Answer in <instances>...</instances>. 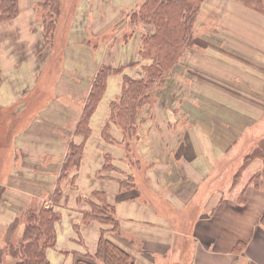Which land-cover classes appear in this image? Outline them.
<instances>
[{"label":"crops","instance_id":"crops-1","mask_svg":"<svg viewBox=\"0 0 264 264\" xmlns=\"http://www.w3.org/2000/svg\"><path fill=\"white\" fill-rule=\"evenodd\" d=\"M141 1L86 0L90 6L75 14L61 67L47 82V62L60 49L53 53L44 44L36 16L40 0H18L17 15L0 23V264L14 261L9 246L20 242L26 215L41 208L59 216L55 244L45 251L49 264L86 259L83 255L95 251L100 236L99 223L83 220L89 201H97L92 194L97 190L114 206L119 223L105 237L129 252L135 264H264L259 223L264 155L257 150L264 140L262 13L237 0L200 5L195 27L215 24V95L185 94L175 109L182 113L164 111L165 127L152 104L151 112L137 114L126 139L110 119V105L122 86L121 74H110L89 117L87 136L77 132L101 66L124 65L123 73L142 75V31L120 42L119 32L112 36L113 26L126 22ZM209 7L215 8L214 17H206ZM88 24L100 41L96 51L87 45ZM208 35L191 34L192 45L170 78L180 75L176 67L208 57L209 45L200 42ZM191 82L184 79L182 85L190 90ZM40 85L46 91L37 99L33 93ZM70 143L82 145L81 156L63 174ZM107 157L113 169L102 168ZM128 175L133 184L120 188L118 180Z\"/></svg>","mask_w":264,"mask_h":264},{"label":"trees","instance_id":"trees-1","mask_svg":"<svg viewBox=\"0 0 264 264\" xmlns=\"http://www.w3.org/2000/svg\"><path fill=\"white\" fill-rule=\"evenodd\" d=\"M203 0H143L139 6L130 12L131 24L138 20L148 26L141 34L139 58L143 60L142 73L139 78L123 73L124 65L112 67L101 66L93 80L88 93L77 132L87 136L89 117L95 109L105 89L107 77L110 74H121L122 86L119 97L110 105V119L115 123L124 137L128 139L134 129L138 108L149 99V90L156 81L162 79L175 66L184 49L191 41L190 26ZM245 7L264 15V0H237ZM18 13V0H0V23L12 20ZM62 13V0H40L36 16L41 24L44 44L51 46L57 21ZM138 62L130 63L134 66ZM82 145L69 144L67 159L63 164V174L70 166H77L81 156ZM257 150L264 153V140ZM262 153V155H264ZM135 157V155H134ZM264 158V156H262ZM128 158L131 159L130 154ZM110 170L108 157L102 167ZM120 188L133 184L132 175L119 179ZM97 201H89L90 210L83 214V220L96 221L101 226L100 236L94 252H86L79 259V264H135L133 256L105 237V232L116 231L119 227L114 206L106 199L103 191L92 193ZM59 189L53 196L57 201ZM59 216L52 208L39 209L26 215V224L20 242L10 245L8 250L14 258L10 264H49L45 251L55 244V222ZM264 226V213L259 218Z\"/></svg>","mask_w":264,"mask_h":264},{"label":"rangeland","instance_id":"rangeland-1","mask_svg":"<svg viewBox=\"0 0 264 264\" xmlns=\"http://www.w3.org/2000/svg\"><path fill=\"white\" fill-rule=\"evenodd\" d=\"M143 1V0H142ZM141 1V2H142ZM206 0H203L202 2H205ZM208 1H214L215 3H217V0H208ZM201 2V4H202ZM200 4V5H201ZM90 6V3L86 2V0H62V13L59 16V19L57 21V27L55 29L54 32V37L53 40L51 42V49L53 50V53H56V51H59V55L56 56V66L55 67H61V65H59V60L62 58V53L63 50L65 48V46H67L68 40H69V32L71 27L73 26V21L75 18V14H77V12L79 10H82V13H84V11L86 12L85 7L86 6ZM87 6V7H88ZM211 9H207L205 12V15L207 14L206 17H214V13L216 12L215 8L213 7H209ZM88 10V9H87ZM198 14V12H197ZM196 14V16H197ZM196 16L193 20V22L191 23L190 26V33H198V32H205L208 35V37L205 39V41H200L202 43V45H206L208 46V49L206 50V53L208 55V57L206 59H203L202 63H200L199 58H195L192 59V61L190 62V66L189 67H184L179 66L176 67V72L178 71L177 76L175 78H170L169 76V72L166 74V76H164L162 79H160L159 81H156L155 84L153 85V87L149 90V99L142 104L139 108H138V114L139 112H141L142 110L144 112H151V109H149V107L154 104L155 109L153 110L154 113L158 114L160 117V121L162 124V127H165L164 124V111H174L176 112H181L182 111H175V109H177L179 106L183 105V96L186 94L187 95H191V97L195 94L197 95H202V96H206L207 95H215V81H216V67L215 66V44H216V38L214 35L215 32V24L214 23H208L204 26L201 27H195V21H196ZM127 22V27L122 29V25L125 24L126 25ZM126 22L124 20H122L121 22L117 23L116 25L113 26V32H112V36L115 34H118V37L116 38V40L118 39V41L120 42L121 40L125 39H129L131 38L133 35L138 36V34H140V32H145V28L141 29V26L143 25V22L138 20L136 24H131L130 22V13L128 16V19L126 20ZM134 26V27H133ZM148 27V26H147ZM87 33L86 36H88L87 39V45L91 48H93V51H96L97 49V44L99 41V39L94 38V36H92V29L90 24H88L87 26ZM147 30V28H146ZM104 34H103V38H104ZM108 36V34H106V37ZM189 45H192V40L189 42ZM188 45V46H189ZM111 46V45H110ZM186 48H189V47ZM49 47V48H50ZM195 48V47H194ZM198 49L200 51L199 48H195ZM178 62V61H177ZM174 67V66H173ZM172 67V68H173ZM172 68L170 70H172ZM187 68L185 71L184 69ZM143 75V73H142ZM140 77V76H139ZM137 77V78H139ZM184 79L187 81H192L191 82V89L189 90V88L185 89V86L182 85V82H184ZM201 87V88H200ZM157 93L156 96L157 97V101L153 100L155 94ZM193 94V95H192ZM174 106L176 108H174ZM208 106L212 107L213 104H209ZM152 108V107H151ZM210 109V108H209ZM179 115V113L177 114ZM163 119V120H161ZM168 126L171 127H176L175 124L170 123L168 124ZM132 134V133H131Z\"/></svg>","mask_w":264,"mask_h":264},{"label":"bare ground","instance_id":"bare-ground-1","mask_svg":"<svg viewBox=\"0 0 264 264\" xmlns=\"http://www.w3.org/2000/svg\"><path fill=\"white\" fill-rule=\"evenodd\" d=\"M56 56H53V58H51L48 62H47V68L45 69L44 72V76H43V81L47 82L50 80V78L52 77L54 71H55V66H56ZM46 91V87L40 85L37 90L33 93L34 96L38 98H40L43 94V92ZM23 120V118H20L19 121L21 122ZM180 215V214H178ZM183 217L186 219L187 215H188V211L182 214Z\"/></svg>","mask_w":264,"mask_h":264}]
</instances>
